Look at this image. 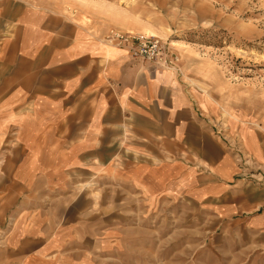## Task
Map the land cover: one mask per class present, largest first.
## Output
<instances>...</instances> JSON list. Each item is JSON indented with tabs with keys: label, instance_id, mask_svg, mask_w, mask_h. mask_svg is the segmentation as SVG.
I'll return each instance as SVG.
<instances>
[{
	"label": "rangeland",
	"instance_id": "374dc122",
	"mask_svg": "<svg viewBox=\"0 0 264 264\" xmlns=\"http://www.w3.org/2000/svg\"><path fill=\"white\" fill-rule=\"evenodd\" d=\"M15 2L104 37L118 30L160 39L174 61L159 68L178 74L200 123L231 150L244 203L178 191L175 163L125 128L118 143L105 133L96 152L51 147L54 166L40 168L48 175L25 178L32 185L19 191L23 146L13 143L19 117L11 113L0 144V207L9 222L1 234L15 230L19 210V228L41 230L37 253L46 264H264V204H246L264 191V0H0V20Z\"/></svg>",
	"mask_w": 264,
	"mask_h": 264
},
{
	"label": "crops",
	"instance_id": "0c3cea01",
	"mask_svg": "<svg viewBox=\"0 0 264 264\" xmlns=\"http://www.w3.org/2000/svg\"><path fill=\"white\" fill-rule=\"evenodd\" d=\"M13 7L3 9L0 20V144L7 143L1 140L3 130L15 113L19 141L13 143L23 146L19 191L24 182L32 185L25 178L48 175L40 168L54 166L51 147L70 144L78 145L81 155L96 152L105 133L118 143L125 128L129 138L151 144L161 159L175 163L178 191L190 197L220 192L244 203L234 182L238 167L231 150L200 123L178 74L131 56L107 43L97 29L62 13L19 2ZM33 146H44L45 152ZM246 204L262 207L264 191L249 196ZM4 210L0 207V240L9 244L0 247V264L48 263L46 254L37 253L41 230L34 223L19 228V210L15 230L1 234L9 225Z\"/></svg>",
	"mask_w": 264,
	"mask_h": 264
},
{
	"label": "built area",
	"instance_id": "2783aa9c",
	"mask_svg": "<svg viewBox=\"0 0 264 264\" xmlns=\"http://www.w3.org/2000/svg\"><path fill=\"white\" fill-rule=\"evenodd\" d=\"M104 40L125 49L131 56L150 62L157 67L172 65L174 61L167 57L160 39L154 36L111 30Z\"/></svg>",
	"mask_w": 264,
	"mask_h": 264
}]
</instances>
